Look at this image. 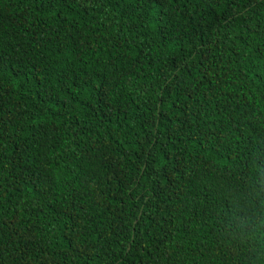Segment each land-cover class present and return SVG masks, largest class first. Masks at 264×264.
I'll list each match as a JSON object with an SVG mask.
<instances>
[{
	"label": "trees",
	"instance_id": "1",
	"mask_svg": "<svg viewBox=\"0 0 264 264\" xmlns=\"http://www.w3.org/2000/svg\"><path fill=\"white\" fill-rule=\"evenodd\" d=\"M0 264H264V0H0Z\"/></svg>",
	"mask_w": 264,
	"mask_h": 264
}]
</instances>
